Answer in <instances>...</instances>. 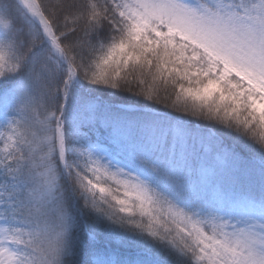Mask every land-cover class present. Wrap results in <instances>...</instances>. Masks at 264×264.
<instances>
[{"label":"snow or ice","instance_id":"6c2138e0","mask_svg":"<svg viewBox=\"0 0 264 264\" xmlns=\"http://www.w3.org/2000/svg\"><path fill=\"white\" fill-rule=\"evenodd\" d=\"M0 264H264V0H0Z\"/></svg>","mask_w":264,"mask_h":264},{"label":"rangeland","instance_id":"374dc122","mask_svg":"<svg viewBox=\"0 0 264 264\" xmlns=\"http://www.w3.org/2000/svg\"><path fill=\"white\" fill-rule=\"evenodd\" d=\"M6 103L7 102L3 98L2 102H1V105H0V120L3 119V113L6 110V107H5L6 106Z\"/></svg>","mask_w":264,"mask_h":264},{"label":"trees","instance_id":"16d2710c","mask_svg":"<svg viewBox=\"0 0 264 264\" xmlns=\"http://www.w3.org/2000/svg\"><path fill=\"white\" fill-rule=\"evenodd\" d=\"M2 100H3V97H2V96H0V104H1Z\"/></svg>","mask_w":264,"mask_h":264}]
</instances>
